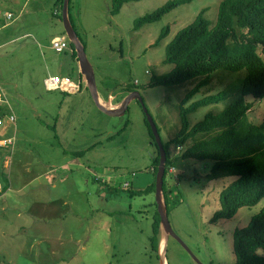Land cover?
<instances>
[{"label": "rangeland", "instance_id": "obj_1", "mask_svg": "<svg viewBox=\"0 0 264 264\" xmlns=\"http://www.w3.org/2000/svg\"><path fill=\"white\" fill-rule=\"evenodd\" d=\"M171 1L176 0L130 2L117 14L116 0H71L70 5L102 97L113 95L117 106L129 95L127 86H134L163 144L180 131V104L198 81L149 87L151 78L172 70L163 63L167 45L203 11L216 25L223 0H188L160 21L135 29L137 19ZM8 13L14 17L7 19ZM61 14L60 0H0V117L16 118L0 126V139L12 140L0 141V264H160L150 249L156 195L144 192L156 182L157 150L144 108L134 100L124 116L110 117L97 108L85 84L81 93L80 85L68 93L47 89V78L76 82L80 72L71 50L60 54L52 48L58 35L67 38ZM242 75L215 73L194 101L234 83L237 88ZM247 101L253 103L249 121L263 124L264 99ZM228 104L229 99L200 108L189 116L190 125ZM182 152L170 148L177 160L165 182L172 191L171 226L203 264H235L233 233L263 209L264 199L212 224L222 190L236 177L211 179V161L181 160ZM164 236L160 231V239ZM165 257L167 264H195L175 239L168 241Z\"/></svg>", "mask_w": 264, "mask_h": 264}, {"label": "trees", "instance_id": "obj_2", "mask_svg": "<svg viewBox=\"0 0 264 264\" xmlns=\"http://www.w3.org/2000/svg\"><path fill=\"white\" fill-rule=\"evenodd\" d=\"M61 1L63 4V0ZM138 1L141 0H116L114 14L119 13L124 4ZM186 2L188 0L167 3L153 13L137 19L135 29L141 30L146 24L160 21ZM204 14L205 11L167 45L163 63L173 65V68L166 74L152 76L149 87L176 86L193 79L198 81L180 104V131L169 143L163 144L167 158L164 197L168 208L172 191L166 189L165 182L171 166L177 161L170 153L172 145L176 150H183L181 160L211 161V179L236 177L220 194V208L210 220L212 224H216L221 220L234 218L241 208L256 206L264 199V123L255 125L249 121L248 112L253 103L247 101L248 97L256 101L264 99V60L259 53L261 49L264 54V0H223L219 5L215 26H211ZM69 15L77 31L71 9ZM168 34V30L164 31L154 46L160 45ZM82 43L85 45L83 41ZM70 46L74 50L71 43ZM72 55L77 58L75 51ZM217 72L244 75L238 79L237 88L233 87L234 83L229 89L194 101ZM126 90L129 93L136 91L132 85H128ZM228 99L229 104L223 111L209 113L201 122L190 125L189 116L192 113L202 107L225 103ZM151 135L157 150L153 158L156 176L161 153L153 133ZM0 171L1 196V192H4V175L1 168ZM155 185L156 182L144 192H155ZM116 191L113 188L111 192L117 194ZM135 194L132 192V196ZM160 221L157 212L150 237V249L159 258ZM259 250L264 251V207L247 226L238 228L233 233L235 264H264V256L258 254Z\"/></svg>", "mask_w": 264, "mask_h": 264}, {"label": "water", "instance_id": "obj_3", "mask_svg": "<svg viewBox=\"0 0 264 264\" xmlns=\"http://www.w3.org/2000/svg\"><path fill=\"white\" fill-rule=\"evenodd\" d=\"M69 9H70V0H63L61 19L63 23L64 32L67 38L69 39L71 45L73 46L74 51L77 54L83 82L86 85L97 108L103 114L110 117L124 116L128 111L130 103L134 100L139 101L144 108L147 120L150 124L153 136L155 138V142L157 143L161 153L160 164L156 175L155 195H156L157 209L161 219L160 230L163 231V233L166 236V241H167L166 246L168 245L169 239L173 238L176 241H178V243H180V245L188 252V254L190 255V257L192 258L195 264H203L190 251V249L180 240V238L174 232L171 223L169 221L168 208L164 197V176L166 171L165 167H166V159H167L166 152L163 148V142L160 133L158 131V128L154 123V120L152 119L151 115L149 114L147 108L145 107L141 94L138 91H133L129 93V95L116 107L109 106L103 102L104 100L100 96L99 87L97 85L94 67L87 56L85 45L82 43L77 31L72 25L69 15ZM160 256H161L160 264H163L161 253ZM164 258H166L165 255Z\"/></svg>", "mask_w": 264, "mask_h": 264}, {"label": "built area", "instance_id": "obj_4", "mask_svg": "<svg viewBox=\"0 0 264 264\" xmlns=\"http://www.w3.org/2000/svg\"><path fill=\"white\" fill-rule=\"evenodd\" d=\"M8 19H12L13 15L11 13L7 14ZM53 50L57 53H64L67 50H70V43L66 37H59L55 38L51 42ZM67 82V83H65ZM73 85V88L69 87V85ZM45 85L48 90H62L66 92H73L74 90L78 89V86H76L69 78H60V77H50L45 80ZM0 101H2L1 93H0ZM8 121L10 124H14L16 121L15 116L11 115L8 118L0 117V126H3L5 124V121ZM5 144H11L12 140H4Z\"/></svg>", "mask_w": 264, "mask_h": 264}, {"label": "crops", "instance_id": "obj_5", "mask_svg": "<svg viewBox=\"0 0 264 264\" xmlns=\"http://www.w3.org/2000/svg\"><path fill=\"white\" fill-rule=\"evenodd\" d=\"M13 15V14H12ZM13 17H14V15H13ZM7 19H8V17H7ZM62 35H64V34H62ZM62 35H58V36H61V37H65V36H62ZM58 36H56V37H58ZM55 38V37H54ZM52 42V41H51ZM71 47V46H70ZM70 50L73 52L74 50L72 49V47L70 48ZM67 52V51H66ZM63 54V53H62ZM54 77V76H53ZM56 77V76H55ZM57 77H59V76H57ZM63 78H66V77H63ZM65 83H67V82H65ZM76 86H79L80 85V91L78 92V93H81L82 91H85L86 90V88H85V85H84V83H83V79H82V75H81V72H79V74L77 75V81L76 82H73ZM69 87H71L70 85H69ZM0 88H1V86H0ZM2 89V88H1ZM62 91V90H61ZM62 92H65V91H62ZM65 93H68V92H65ZM78 93H75V94H78ZM71 94V93H70ZM73 94V93H72ZM119 94V93H118ZM100 96H101V98L105 101V102H109L110 104H112V105H114L113 103L114 102H112V100L114 99V97H113V95H110V96H112V98H111V100H110V98L108 99V100H105L104 99V97H102V95H101V93H100ZM116 99V98H115ZM0 102H3V101H0ZM6 163H8L7 161H6Z\"/></svg>", "mask_w": 264, "mask_h": 264}, {"label": "bare ground", "instance_id": "obj_6", "mask_svg": "<svg viewBox=\"0 0 264 264\" xmlns=\"http://www.w3.org/2000/svg\"><path fill=\"white\" fill-rule=\"evenodd\" d=\"M71 48V47H70ZM111 96H110V100H111ZM104 103H106L107 105H109V106H112V107H116V106H113L112 104H110L109 102H105V101H103ZM157 175V174H156ZM166 243H167V241H166V236H164L161 240H160V253H161V255H162V259H163V264H167L166 263V258H164V255H165V253H166V250H167V246H166Z\"/></svg>", "mask_w": 264, "mask_h": 264}, {"label": "clouds", "instance_id": "obj_7", "mask_svg": "<svg viewBox=\"0 0 264 264\" xmlns=\"http://www.w3.org/2000/svg\"><path fill=\"white\" fill-rule=\"evenodd\" d=\"M2 140H4V139H1L0 141H2Z\"/></svg>", "mask_w": 264, "mask_h": 264}, {"label": "flooded vegetation", "instance_id": "obj_8", "mask_svg": "<svg viewBox=\"0 0 264 264\" xmlns=\"http://www.w3.org/2000/svg\"><path fill=\"white\" fill-rule=\"evenodd\" d=\"M161 240V239H160ZM171 240V238L169 239V241Z\"/></svg>", "mask_w": 264, "mask_h": 264}]
</instances>
